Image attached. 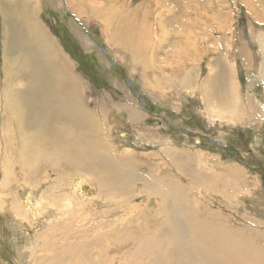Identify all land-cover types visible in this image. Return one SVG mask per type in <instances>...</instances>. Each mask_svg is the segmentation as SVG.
<instances>
[{
  "label": "rangeland",
  "instance_id": "1",
  "mask_svg": "<svg viewBox=\"0 0 264 264\" xmlns=\"http://www.w3.org/2000/svg\"><path fill=\"white\" fill-rule=\"evenodd\" d=\"M20 1L25 0H0V90L5 88L10 97L16 94L21 97L20 126L17 123L15 126L30 135L36 129L33 123L36 111L26 98L31 79L24 73L29 63L25 62L20 45L14 44L19 37L16 39L13 35H20V27L16 30L14 21L8 26L13 16L17 17V12L11 9L19 11L18 6H23ZM32 2L28 13L32 8L35 10L33 17L69 62L74 102L84 109L83 119L88 125L86 128L84 123L78 124V119L66 114L54 115L51 120L81 136L82 149L92 154L101 147L109 157H95L93 163H98L97 166L79 168L80 172L59 162V169L43 173L44 183L31 177L24 192L31 193L30 182L37 185L34 197L30 198H36L39 193L47 197L55 184L67 181L64 187H57L56 201L51 203L53 208H60L63 200L83 204L101 194L105 203L96 206L99 214L100 209L108 206L113 214L129 212L130 217H140L136 225L117 220L119 228L111 233L109 227L105 228L104 238L92 231L88 237L92 233L96 237L91 240L77 234L76 221L70 223L61 214L49 217L43 205L37 209L31 205L28 219L21 220L22 232L0 209V264H141L144 253L137 255V247L124 245L107 250L103 243L109 248L120 237L130 239V234H138L142 231L140 224L146 222L141 217L150 219L156 211L162 215L173 213L174 198L168 191L169 186L161 182L168 177L189 189L197 217L204 219L212 212L221 217L222 225L242 231L245 239L251 238L256 248L264 251V0ZM103 9L105 12L98 14L97 10ZM139 16L142 21H136ZM130 19L139 27L134 32L136 37L145 36L146 40L137 52L122 40L111 37L119 28H125ZM26 21L29 22L27 18ZM18 22L20 26L19 19ZM7 114L13 117L10 112ZM0 115V127H3L4 112ZM3 159H0V169ZM46 163L41 162L42 171L50 167ZM1 174L0 170V190L7 191L8 186L2 188ZM23 176L19 171V182ZM16 185L13 181L11 189ZM112 216L109 219L117 218ZM36 238L38 249L33 250L28 241ZM21 253L29 254L28 258Z\"/></svg>",
  "mask_w": 264,
  "mask_h": 264
},
{
  "label": "bare ground",
  "instance_id": "2",
  "mask_svg": "<svg viewBox=\"0 0 264 264\" xmlns=\"http://www.w3.org/2000/svg\"><path fill=\"white\" fill-rule=\"evenodd\" d=\"M20 2H22L23 6H21V5L18 6L19 11L15 10L14 8L11 9V7H10L11 12H14V13L17 12V17L13 16V18L9 22L8 26H11L12 22L14 21V23L17 24L16 30L20 27V35H13L14 37H16V39L19 37V39L14 44L20 45V50L24 54L25 62L29 63V64L25 65V67L27 66V68H26V72L24 73L25 75L29 74L27 76V77H29L28 80L31 79V83L29 84V87L26 88V93L28 95L26 98L31 102L32 105L30 107L33 109V111L34 110L36 111V115H35L34 120H33V123L36 124L35 125L36 129L35 130L33 129L34 131L32 133L30 132V135H29L28 132H26L25 130H23L19 127L20 123L18 122V118H19L18 111H20V109H21V108H19V105H20V102L22 101V99L20 96H17V94L15 95L16 97H10L9 96L10 94H8L7 89H5V88H4V90L1 89L0 90V112H1L0 114H3V112H4V115H5L4 116L5 120L3 119V127L2 126L0 127L2 130L0 132V143L3 144V145L0 144V159L4 158L2 161L3 165L0 169L2 171L1 185H2V188L4 187V189H6V187L8 186V189H9L7 191L0 190V198H2V200H0L1 201V206H0L1 211L3 212V214H6L15 223L14 227L22 232V229L24 227L22 219H28L29 210L32 208L31 205H33V208H35V209H37V207H41V205H43V207L46 208V213H48V215H50L49 217L53 216L54 214H61V216L62 215L66 216L65 220L68 222L76 221L78 223L77 230H79L77 232V234L80 233L82 235V237H84V238H85V236L88 237L89 233L92 231L96 232L97 235L100 234L104 238L106 236L105 234H107L106 232H104L105 228L109 227L110 233L113 232V230L115 231V229L119 228L117 226V220H123L124 223H128V224L129 223H135V225L138 224L137 221H139L140 216L130 217L129 212H123V213L121 212V215L113 214L112 213L113 209L108 207L107 206L108 204L106 205L107 206L106 208L102 207L103 209L99 210L101 213V214H99V212H97L98 207H96V206H99L100 204L105 203V200L103 201V197L101 194H97L93 198L90 197L91 199H87V201H85L83 204H79V203L75 202V200H70L68 202L63 200L62 201L63 204L60 208L58 206L53 208L51 203H53V201L54 202L56 201V198H54V196H56V189L64 187V185L66 184L67 181L66 182H60L58 186H57V184H55L54 188H52L50 190L51 195H49V193L46 194V195H48L47 197H45V195H43V193H39L36 198H33V199L30 198V196L34 197L32 195L35 191L34 189L37 188V185L32 184L30 182H28V184L30 186V192L31 193L27 194L24 192L25 191V190H23L24 188L27 190L26 182L30 181L31 177L34 179H38L40 184L44 183L46 181V177L43 175V173L45 171H48L49 173H51V171H54L57 168L59 169V166H60L59 162H62L65 165V167L70 165L71 168H73L74 170L77 168V170H75V171H78L79 168L85 169V168H91V166L96 167L98 163L95 165V163H93V159L95 157L97 159L98 158L103 159V156H105L106 154L104 155V152H102L101 147L96 152L94 151L92 154L90 151L88 152L87 150L82 149V146H83L82 143L84 141L81 143V139H82L81 136L79 137L78 135H74V133H73V131H71V129L60 126L61 125L60 123H59L60 124L59 126L55 125V122H53V120H51V117H54V115L66 114L68 116L70 115V117L78 119L79 120L78 124H80V122L85 124V120L83 119V118H85L84 117L85 111L80 106H77L76 102H74V98H73V94H72V92H73L72 89L74 87H72V81L70 80L71 76L69 75L70 74L69 62L67 61L68 62V64H67L65 56H63L61 54V51H60V49H58L59 47H57L56 42L52 39V37L49 36V34L46 33V30L41 25L39 20L37 18L33 17V15L34 16L36 15L34 12L35 10L32 8L31 9L32 12L30 11V13H28L29 11H27V10L28 9L30 10V2L33 3L32 0H25V1H20ZM78 2H79V0H78ZM99 10H97L98 14H103L105 12L104 9L102 12ZM141 10L143 11V9H141ZM26 13H28V14H26ZM141 15H143V13ZM134 17H137V15L135 13H134L133 18ZM143 17H144V15H143ZM26 18L28 19L29 22L26 21ZM18 19L21 23L20 26H18L19 25ZM137 19H140V16L138 18H136V21H137ZM146 19H147V17H146ZM146 19H143V22L146 23L147 22ZM133 20L130 19L125 28H119L118 31H115L111 35V37L115 41L117 39L122 40L123 43L125 45H127V47L129 46V48H130V46H132L135 49V52H137L139 49V46L144 45L146 43V40L144 42L145 36L144 37L141 36L142 38L141 37L137 38L136 35L134 34V32L137 31L136 28L138 27V25H136L135 21L133 22ZM143 22H140V24L143 25ZM140 28H141V26H140ZM144 30H146V29H144ZM140 32H141V30H140ZM140 32H138L139 35H140ZM147 40H148V42H150L149 39H147ZM117 43H118V41H117ZM119 44H120V42H119ZM122 46H124V45H122ZM133 48H132V50H133ZM143 50H144V48L141 51L143 52ZM22 52H20V54ZM17 56H18V54L15 56V58ZM21 59H23V57ZM12 62H13V60H12ZM14 62H16V61H14ZM19 62H23V61H19ZM3 64H5V63L3 62ZM23 70H25V68ZM9 71H11V70H9ZM8 74H9V72H8ZM8 76H10V75H8ZM207 78H209V76H207ZM9 79H11V78H9ZM5 80H6V78H5ZM205 80H209V79H205ZM7 83H8V81H6V86H5L6 88L8 87ZM205 84L206 83H204V85ZM218 85H220V84L218 83ZM205 86H208V85H205ZM211 87H212V85H211ZM216 88H214V89H216ZM205 89H207V88H205ZM205 89L203 88V91ZM223 92H225V91L223 90ZM218 93H219V91H218ZM208 95L209 94L207 92V96ZM217 96H219V95L217 94ZM10 99H12V100H10ZM209 99L207 98V101ZM209 101H212V100H209ZM10 109H11V111H9ZM9 112L13 117L15 116V118L10 117L7 114ZM0 116H2V115H0ZM253 117H254V115H253ZM1 119H2V117H1ZM70 120L72 121V119H70ZM14 122H15V124H14ZM16 123H17V125H19L18 129L15 126ZM46 123L49 124V126H45ZM87 123H88V121H87ZM87 125L85 126L86 128H87ZM52 127L54 130H52ZM17 133L19 134L18 135L19 137H17ZM23 133L28 134V135L23 136ZM85 137H86V135H85ZM85 143H87V142H85ZM39 145H42L43 147H45V149H43V147L39 146ZM96 146L99 147L98 144H96ZM39 147H42L41 151H43V150H45V151H43V153H42L40 151ZM116 156L117 155H115V157ZM131 156H134V155L132 154ZM106 157L108 159L109 156L106 155L104 158H106ZM110 157H111V155H110ZM115 157H113V158H115ZM111 160H109V161H111ZM46 161L48 162L46 164L50 165V167H48L49 169L48 168H47V170L43 169V171H42V169L39 168V167H41L40 164H41V162H46ZM97 161H99V160H97ZM104 163H100L99 165H101V164L103 165ZM70 166H69V168H70ZM103 167L105 168V165ZM65 169H67V168H65ZM101 170H100V172H101L100 174H102ZM19 171H20L21 175H24L23 180L21 182H19V178H18ZM78 172H80V171H78ZM107 173H108V171H107ZM100 174H99V176H100ZM108 174H110V173H108ZM60 176L62 177V175H60ZM101 176H103V174ZM208 177H210V176H208ZM73 179L75 180V178H73ZM88 179H90V178H88ZM122 179L123 178H121V180ZM52 180L54 182H56L55 178H53ZM61 180H62V178H61ZM166 180H162L161 182L164 184L166 183V185L169 186L168 191L172 195V197L174 198V202H172V203H174V211L172 210L173 213H171L169 215L168 214L162 215L160 211H156L155 213H152L150 215V219L149 218L147 219V217H146L147 220H144V218L141 217V220L146 221V222H144V225L140 224L142 231H139V233L138 234L136 233V235L130 234V239H128L127 237H120L119 241L112 242L111 247H109V248H108V246H106L107 243L106 244L103 243L104 246L107 248V250L112 249V247L117 249L118 247H122L124 245H129V246L132 245L133 247H137L138 248L137 250H139L137 252V255H139L140 253H144V255L142 254L144 258L141 259L142 260L141 264H198V262H200V264H264V251L262 249L258 250L256 248V244H254L251 241V238H250V240L245 239V234L242 231H234L233 229L226 228L221 223V221H222V219H220L221 217L216 216L212 212L211 213L208 212L204 216V219L197 217L196 212H195L196 207L194 204L191 203L192 199L190 198V196L188 194L189 189H187V187L185 185H183L182 183H180L179 181L174 180L172 177H168V180L167 181ZM198 180H200V179H198ZM13 181L17 185L14 189H11L10 186H11ZM38 181H37V184H38ZM59 181H60V179H59ZM33 183H36V182H33ZM121 183H120V185H121ZM118 184H119V182H118ZM122 184H125V183L123 182ZM134 184H135V182H134ZM145 185L147 188L149 187V186H147L148 184L145 183ZM145 185H143V186H145ZM18 186H20V189L18 188ZM123 186L124 185H122V187ZM130 186H131V184H130ZM122 187L120 189H122ZM75 188H76V186H75ZM75 188H72V189H75ZM89 189H91V188H89ZM117 189H118V187H117ZM101 192H103V190ZM145 192H143V193H145ZM136 196H138V195L136 194ZM148 197H149V195H148ZM108 199H111V198H108ZM127 200H129V199H127ZM146 200H147V198H146ZM166 200H167V198H166ZM108 201H110V200H108ZM148 202H149V200H148ZM112 205H113V203H112ZM170 207H172V206H170ZM167 208H168L167 210H169V207H167ZM116 209L117 208H115V210ZM132 209L130 211H132ZM149 209L151 210V208H149ZM163 210H166V208ZM166 212L168 213L169 211H166ZM72 215H74V217H72ZM112 215H115L114 217H117V218H118V216H120V217L118 219L117 218L109 219V218L113 217ZM56 217H58V216H56ZM16 219H19V220L16 221ZM151 219L153 220V222H149V220H151ZM49 220L50 221L52 220L51 222H53V219L49 218ZM16 222H17V224H16ZM14 223H13V225H14ZM86 224H88V225H86ZM122 224H120V227L124 228V226ZM182 229H184V230L181 232ZM71 231H72V229H71ZM121 231L124 232L123 230H121ZM122 232L120 234H122ZM92 234H93L92 237H88V239H91V240L95 239V237H96L95 233H92ZM115 235H117V234H115ZM24 236L26 237L27 235H24ZM107 237H108V235H107ZM24 239H26V238H24ZM37 239L38 238L34 239L33 241H28V243H30V248L33 250L38 249V248H36L38 246ZM131 239L133 240L132 243L130 242ZM27 240H28V238H27ZM27 240H25V241H27ZM96 240H98V239H96ZM28 243L26 245H28ZM96 248H98V247H96ZM263 248H264V246H263ZM97 250L100 251V249H97ZM107 250L104 249V252L106 253ZM73 253H72V256H73ZM21 254H19V255H21ZM22 255H24V254H22ZM22 255H21V257H22ZM32 255L33 254H31V256ZM28 256H29V254H28ZM28 256H25V257L28 258ZM128 257L129 256H127V258ZM19 258H20V256H19ZM130 258H133V256ZM25 260H26V258H25ZM28 261H30V259H28ZM134 261H132V262H134ZM146 262H148V263H146Z\"/></svg>",
  "mask_w": 264,
  "mask_h": 264
}]
</instances>
